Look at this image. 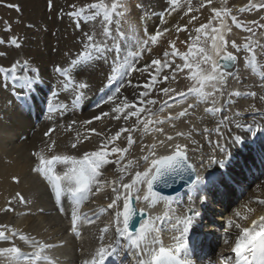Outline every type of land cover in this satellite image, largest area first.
Returning <instances> with one entry per match:
<instances>
[{"label": "bare ground", "instance_id": "6f19581e", "mask_svg": "<svg viewBox=\"0 0 264 264\" xmlns=\"http://www.w3.org/2000/svg\"><path fill=\"white\" fill-rule=\"evenodd\" d=\"M65 1L67 4L71 0ZM160 1L134 0L135 7L137 5L139 7L137 6L138 8L132 11L130 19L138 26L140 34L138 36L147 38L149 35L154 34L155 30L170 29L160 37L159 45L167 41H175L178 45L188 46L185 43V41H188V34L184 31L177 32L174 27L177 24L183 26L188 17L182 16L183 9H181L179 12L168 16V23L165 24L163 22L165 17L160 16L159 13L167 11L168 8L166 10L159 8ZM17 3L25 8V11L23 10L24 16L29 21L34 22L42 19L45 24L52 27L55 35L56 32L61 33L60 36L58 33L54 36L56 41L59 36L58 53L48 58V60L45 58L42 71L38 67L41 65L37 63L29 64L31 68L39 70V76L30 72V75L36 76L33 87L30 90L20 89V93L27 98L28 103L26 106L14 101L13 88L4 81L3 74H0V224L15 228L24 235L34 237L42 243L53 245L44 252V255L48 258V264H83L84 259L88 258L99 246L98 238L102 234L101 229L105 225L109 227V232L104 234L105 243L116 238L115 230L111 227L106 213L111 210L107 209V205L115 198L111 182L118 181L121 176L117 169L127 164L129 160L142 163L143 156L148 155L146 146L153 143L156 144L157 156L171 154L175 149V145L181 144L187 146L186 153L189 161L196 165L201 179L210 176V181L213 180L207 192L209 199L207 200L208 206L206 208L208 211L206 214L215 210L212 215L214 219L204 214V219L201 220L204 231H201L202 227L200 226L198 232L199 243L195 244L197 249H195L193 262L194 264H222L221 257L231 255L234 258L232 248L240 231L234 225L240 224L241 227H251L252 220L264 216V203H260V201H264V131H257L255 135L247 131V125H261L264 127V100L261 99V96H264V88L261 87V85H264V79L261 75L264 74V50L259 47L256 48L255 68L247 64L245 59L237 60L235 66L230 68L231 75L227 78V83L223 87V95L216 94L219 98L216 106L221 108L218 113L208 114L205 111L207 107L211 106L210 101L205 104L198 103L195 98H190L188 101L180 97L174 99L171 96L161 98V95L163 96L161 92L152 93L149 97H145V100L154 99L158 101L155 106L149 105L148 107L152 108L154 113H157V116L152 118L163 119L164 123L149 125L148 132L144 131L142 124L139 125L136 131L131 132L134 144L125 154L121 164H108L101 170L103 173L101 179L108 181V183L99 192L94 190L93 195L83 203L80 209L82 214H87L88 218L94 222L88 223L86 220H81L79 224L80 235H76L71 230L69 207L71 198L62 197L61 201L55 200L50 186L40 174L33 170L38 163L33 153L43 150L48 157L63 154L82 156L85 152L97 150L99 147V141L102 137H98L96 133L113 135L121 127L132 126L136 118L132 117L125 121L121 116L120 120H115L112 118L115 114L111 113V108L114 105L104 102L107 96L112 94L114 88L119 86L118 78L113 88L111 90L107 89L109 85L108 77L112 74L113 54H109L108 62L98 60L86 67L82 65L81 67H84L82 75H80L78 69H74L73 83L85 82L89 85L84 90L85 95L78 103H72L75 94L71 86L67 91H62L61 86H58L59 81H68L67 77H57L55 68L58 66L68 67L70 63L66 47L71 50V44L70 39H66L69 32L67 33L65 30L69 24L66 22V10L69 6H61L60 0L55 2L53 8L39 6V3L32 4L33 0H17ZM211 7H217L215 0H213ZM241 7H244L242 2H238L232 11L238 12L237 9ZM189 15L199 17L192 24L193 27H198L200 23L208 22L211 12L209 7H204L203 11ZM213 22L214 25L218 24L217 21ZM78 37L81 38L82 34L76 35V38ZM45 38L48 45L54 40L49 35ZM253 39L264 45V36L261 34H256ZM188 42L190 43V41ZM133 45H129L125 50V54L137 50V47ZM36 47L37 45L33 47L34 50ZM35 51L37 52V50ZM240 53H243L242 50ZM78 54L73 55V59ZM144 54L137 62V67L150 64L151 60L158 58V56H145ZM247 54L250 57L251 54ZM160 59L163 60V57ZM181 63H183L182 60L177 62V64ZM10 66L11 64L7 67ZM151 72L152 69H149V73ZM149 73H145L143 77L138 73H132L130 77L132 84L125 83L119 94L120 99L127 96L131 101H138L139 97L136 93L142 91L144 83H149ZM21 74L22 71H18V75ZM166 75L171 77L172 70L168 69ZM181 79H187L191 82V85L193 83L188 78L187 70H185L183 73H177L175 80L169 79L167 84L160 88L171 87L175 88L177 92L187 91L188 88L184 89L183 87L185 85L182 84L183 80L176 86ZM135 85H139L136 88V93L133 91ZM236 91H240L244 95L240 97L229 95V93ZM250 92H255L256 95L249 96L248 93ZM53 93H59V95L54 96ZM165 101L171 107L165 108L163 112H158L160 105ZM119 102L120 100H117L115 103ZM189 103L197 104V107L188 109V114L184 117L167 119L169 115L178 116V113L187 108ZM62 105L68 107L63 108ZM60 107L61 109H59ZM45 108H54V110L44 112ZM104 112H109L110 115L102 117L100 120L94 119V117L102 115ZM237 113L239 114L237 115ZM145 115L146 113H142L141 118H144ZM86 120H92L93 122L84 124L83 122ZM73 121L76 123L73 124ZM237 123L244 127L237 128ZM157 127L162 128L163 131H155L154 129ZM206 128L208 131H205ZM216 128H219V133L215 131ZM91 129H95L96 132H92ZM180 132L184 135L177 139L174 134ZM128 134L122 133L120 139L116 141V146L128 147L125 140V136ZM237 135L242 137L243 148L239 147V143L234 142V137ZM168 136L173 137V139L171 141L165 140ZM256 136L259 137L258 140H256ZM160 140L164 141L163 146L159 143ZM73 143L77 144L76 148H72ZM217 143L228 149L229 157H225L219 151L216 146ZM213 155L217 159H223L224 165L210 163L209 157ZM112 158L110 157V159ZM63 169V165L57 166L58 172ZM136 170L142 171L143 167L137 169L133 166L130 169L131 175H126L124 182H129ZM13 177H17L19 182H16ZM16 193L23 195L25 201L21 202L16 199ZM143 194L144 191L140 193V195ZM189 196H192V194L184 193L180 198L174 200L171 204L173 212H182L183 209L180 205L182 203L187 204ZM214 200L220 201L222 212L226 214L228 220L233 221L231 228L224 232H219L218 229L220 218L217 217V210L220 208L217 209L214 202L212 203ZM61 202L65 207L63 213L59 211ZM119 203L122 208L123 201ZM138 206L140 207V205ZM237 213L240 215L237 216ZM97 214H100V218L95 220ZM244 217H247V219H244ZM172 223H174V220L170 224L167 222L162 225L160 233L164 234L163 237H172L168 234L172 232L170 230ZM13 243L15 246L20 247L24 253L33 251L30 243L20 240L19 236L15 237L13 241H0V249L11 247ZM115 256L118 258L119 264H132L133 261H136L134 260L135 253H130L125 248H121L119 254ZM128 256L130 257L127 258ZM0 264H10L8 255H0Z\"/></svg>", "mask_w": 264, "mask_h": 264}, {"label": "snow or ice", "instance_id": "6c2138e0", "mask_svg": "<svg viewBox=\"0 0 264 264\" xmlns=\"http://www.w3.org/2000/svg\"><path fill=\"white\" fill-rule=\"evenodd\" d=\"M170 5L167 11L159 13L160 16L165 17L164 23L167 24V17L172 13L179 12L183 9L182 16L188 17V20L183 26L177 24L175 29L177 32L184 31L188 34V50L186 52H180L176 46L175 41L169 43L170 51L165 50L163 52V60L160 58L151 60L150 64H145L142 67H137L141 55L147 51L152 52L149 47L150 44H157L160 37L165 31L170 29H158L154 31V34L149 35L147 38H140L138 35H133V43L137 47L136 51H129L125 54L121 49L120 40L124 37V33L120 31L119 20L116 21L115 34L111 29L113 23V17H123L127 15L125 11H121L125 7L124 0H111V3H107L106 0H96V2L86 4L84 6L77 7L72 4L71 11L68 12V16L76 21L77 27H83L85 23L93 22L97 20V17L102 15V37L103 39H97L94 30L84 31L82 33V51L76 58L71 59L68 67H56L55 71L62 77H67L68 81L61 80L58 82V86H61L62 91H67L71 86L75 99L72 103H78L85 95L84 90L89 87L85 82L73 83L74 69H78L80 75L83 74L84 67L91 65L93 62L103 60L108 62L109 54H113L111 75L108 77L109 85H113L119 78V86L114 88L111 95L107 96L104 101L106 104H113L111 113L115 115L112 117L115 120H120L123 116L125 121L135 117V121L130 127H121L113 135H106L104 133H96L98 137H102L99 141V147L97 150L87 151L82 156L63 154L52 155L48 157L44 154V151L33 153L37 158L38 163L34 167V171L37 174L42 175L44 180L50 186L51 192L54 195L56 201H61L62 197H70V222L71 230L80 235L79 224L81 220H86L88 223H93L87 214H82L80 209L85 201L93 195L94 190L99 192L108 181L101 179L103 176L102 169L105 165L115 164L120 165L124 160L125 154L128 153L129 148L134 144L131 132L137 130L139 125L144 126V131H149V125H160L164 123L163 119L152 117L157 116V113L152 111L149 105L155 106L158 101L154 99H147L155 85L158 83V77L164 69H171L172 75H164L162 79L167 82L169 79L175 80L177 73H183L187 70L188 78L193 82L191 87L187 91L177 92L175 88L163 87L158 89L164 96L180 97L185 101L190 98H195L198 103H211V106L207 107L205 111L208 114H215L221 111L220 107H217L218 97L217 93L223 95V87L227 83V78L231 75L230 68L235 66L238 55L237 53L243 50L245 53L251 54L245 56V62L255 68V62L257 60L256 48L259 47L264 50V45L259 44L258 41L253 39L255 36L254 26H258L264 29V24L257 20H252L242 23L237 19V16L233 14L231 8L223 7H211L213 0H200L199 7H193L192 0H167ZM13 7V5H8ZM18 8V6H16ZM49 7H52V0H49ZM204 7H209L211 15L208 18L207 23H200L198 27H193V21H197L199 17L197 15H189L191 13H198ZM264 10V0L260 3L250 0V2L237 9L238 12H250V11ZM230 18L232 23L237 28H242L245 32L251 35L245 38L243 45L237 44L236 40L231 41V48L235 51H228L229 41L225 37V33H230L232 28L227 23V19ZM264 20V17H261ZM213 21H217L218 24L214 25ZM8 30L11 28L9 26ZM203 37V39H202ZM111 40V44L108 41ZM210 41V47L208 43ZM4 43L0 40V44ZM11 44L16 47H20L16 37H13L10 41ZM203 45V46H202ZM2 55V54H0ZM179 57L183 63L177 64L175 58ZM84 67H81V66ZM149 69L152 72L149 73ZM18 71H22L21 75H18ZM35 73L39 76V70L31 68L28 60H16L10 67L0 66V74H3L5 82L11 77L14 88L28 89L30 90L36 80V76L29 73ZM132 73H138L141 77L145 73H149L150 83L143 84V89L139 93H136V88L139 85L133 86V91L138 95V101H131L127 96L120 99L121 89L125 86L132 84L130 79ZM262 79H264V74ZM5 86H7L5 84ZM264 88V85H261ZM54 96H58L59 93H53ZM240 97L244 93L236 91L229 93ZM249 96H255V92L248 93ZM17 98L21 96L17 93ZM264 100V96H261ZM120 100L119 103H115ZM99 107V105H97ZM63 108H67V105H62ZM171 107L166 101L160 105L158 112H163L165 108ZM197 104L189 103L187 108L178 113V116L169 115L167 119H178L188 114V109H195ZM51 111V109H50ZM146 113L144 118H141V114ZM239 113H237L238 115ZM109 112H104L102 115L94 117L95 120H100L102 117L109 116ZM92 120H86L84 124H91ZM73 124L76 122L73 121ZM237 128L244 127L237 123ZM157 132H162V128H155ZM92 132H96L95 129H91ZM205 131H208L206 128ZM215 131L219 133V128ZM247 131L255 135L257 131H264V127L261 125H247ZM122 133H129L125 136L128 147L116 146V141L120 139ZM178 136H183L184 133H177ZM79 138V134H78ZM167 139L171 141L173 137L168 136ZM234 142L241 143L242 137L237 135L234 137ZM159 143L163 144L164 141ZM54 146V145H53ZM111 146V147H110ZM219 151L225 156L229 157L230 153L226 147H222L217 143L216 145ZM77 144L73 143L72 148H76ZM148 148V155H144L142 163L140 161L129 160L127 164L122 165L117 169L121 173L118 181H112V192L115 193V198L107 205V209L115 210V236L116 238L105 243V233L109 232V227L105 225L101 229V235L99 236V246L94 250L92 254L84 259L83 264H106L107 258L118 255L119 250L124 246L122 241L126 239L131 243L128 244L130 251H133L137 257V264H194L191 259V250L189 248L188 234L192 230L193 224L199 216L195 204L196 200L189 196L187 204H181L182 212L175 213L171 208L173 202L172 197H166L161 192L156 190V185H160L163 188H170L173 183L177 181L185 182L188 187L195 193H199L201 196L205 195L202 179L197 172L195 164L189 161L186 153V145L176 144L174 151L168 155L156 154V144L153 143ZM110 157H113L110 159ZM210 163L224 165L223 159H217L215 155L209 157ZM63 165L64 169L60 172L57 171V166ZM139 169L143 167V170H136L134 176H132L129 182H124L126 175H131L130 169L132 167ZM16 182H19L17 177H13ZM144 191L141 197L140 193ZM133 193H135V200L140 203L141 200L147 202L149 207H155L158 203L163 202L165 210L163 215H156L155 217L148 215L145 208L134 209L132 207ZM15 198L21 202L25 201V198L20 193H16ZM120 201H123L122 210L120 207ZM264 203V201H260ZM61 213L65 212L63 202L59 208ZM251 211V210H250ZM139 212L141 220L139 227L132 228L133 217ZM170 213H172L170 215ZM240 214L237 213V216ZM147 217V218H145ZM247 219V217H244ZM164 220L173 221L171 231L175 232L173 236L174 243L170 246H165L164 241L160 237V229L157 227V221L163 222ZM228 224L233 225V221L229 220ZM240 231L235 239V245L232 248L234 258L229 255L227 257H221L222 264H257V257L259 258L258 264H264V216L258 217L251 222V227H241L240 224L234 225ZM19 236L20 240L29 242L33 251L31 253L22 252L20 247L13 246L0 249V255H8L10 264H48V258L44 255L46 249L53 247L51 244L42 243L36 240L34 237L24 235L22 232L15 228H10L8 225L0 224V241H13L15 237ZM158 245V247H157ZM249 255L252 257L249 259Z\"/></svg>", "mask_w": 264, "mask_h": 264}, {"label": "rangeland", "instance_id": "374dc122", "mask_svg": "<svg viewBox=\"0 0 264 264\" xmlns=\"http://www.w3.org/2000/svg\"><path fill=\"white\" fill-rule=\"evenodd\" d=\"M56 0L55 2H57ZM72 1V2H71ZM69 3L66 4L65 0H60L61 6H69L67 7V28L65 29L66 32L71 33L67 35L66 39H70V44H71V50L66 47L67 49V54H69V59H73V55L75 56L76 53H80L82 51V41H83V36L81 38H76V35H81L84 31H91L94 30L97 36V39H103L102 37V31H103V25H102V15L100 17H97L96 21L93 22H88L83 25V27H77L76 21L73 18L68 17V12H70L71 5L76 4L77 7L84 6L89 3L96 2V0H71ZM159 2V0H157ZM54 0H52V7L55 5ZM107 3H111V0H106ZM238 2H242V6L247 5L250 0H215V4L219 8L227 7L231 8L233 10L234 6L237 5ZM244 2V3H243ZM256 3H260L261 0H254ZM39 3L40 5L45 6L46 8L49 7V0H33L32 4H37ZM59 3V2H58ZM125 7L121 9V11H125L127 15L121 17L114 16L113 17V23L110 26L111 29L113 30L115 34L116 30V21L119 20V28L120 31L124 33V37L121 38L120 40V45L122 51L125 52V50L129 47V45H133V35H140L138 26L134 24L130 17L132 15V11L135 10V8H138L137 6L135 7V2L134 0H124ZM181 3H184V0H181ZM17 0H0V40H3L4 43L0 44V66L7 67L8 65L14 63L16 60H28L29 64L34 63L38 64L41 66L40 71H42L44 68V65H42L48 58L54 56L55 54L58 53L59 50V36L60 33L56 32V35L58 33V38L56 41V36L54 34V30L50 25H47L44 23L42 19L38 21L31 22L27 19L26 16H24V11L25 8L22 6L18 5ZM45 4V5H44ZM192 4L194 7H199L200 0H192ZM8 5H13V7H9ZM134 5V7H133ZM18 6V8L16 7ZM170 5H168L167 0H161L159 4V8L166 10ZM50 8V7H49ZM24 10V11H23ZM201 9V11H203ZM23 11V12H22ZM47 11V10H45ZM233 12V11H232ZM234 15L237 16V19L240 20L242 23L247 22L248 20H257L260 23L264 24V20L261 19V17H264V10H253L250 12H233ZM63 16V15H62ZM64 17V16H63ZM62 17V18H63ZM253 17V18H252ZM249 18V19H248ZM49 19V18H48ZM51 22V20H49ZM91 23V25H90ZM213 24H215L213 22ZM228 24L232 28V31L230 33H225L226 39L229 41V47L228 51H232L234 49L231 48V41L233 39L236 40L237 44H243L245 42V38L250 36V33L245 32L242 28H237L231 21L230 18H228ZM11 28L9 31L8 28ZM74 26V27H73ZM90 26V27H89ZM71 27L72 29L70 30ZM255 28V33L256 34H261L264 36V29L259 28L258 26H254ZM74 29V30H73ZM134 32V33H133ZM75 33V34H74ZM74 34V35H73ZM255 34V36H256ZM36 35V37H35ZM49 35L51 36L54 40L51 41V43L48 45L46 42V36ZM74 36V37H73ZM13 37H16L18 40V43L20 47H16L15 45L11 44L10 41ZM72 37V38H71ZM140 37V36H139ZM203 39V37H202ZM75 41V42H74ZM108 43H111V40L108 41ZM169 43L170 41L162 43V45H159L160 42L158 41L157 44H150L149 47L152 49V52L149 53L145 51L143 54L145 56L153 55V56H158V58L163 57V52L165 50L170 51L171 49L169 48ZM37 50V52L34 50ZM134 46V45H133ZM177 48L179 49L180 52L188 50V46H181L176 43ZM203 46V45H202ZM208 46L210 47V41L208 43ZM160 47V48H159ZM157 48V49H156ZM69 49V50H68ZM156 50V52H155ZM160 50V51H159ZM160 56H159V52ZM235 51V50H234ZM243 53H245L242 50ZM156 53V54H155ZM240 53L238 52V60H244L245 56L248 54L245 53ZM143 56V57H145ZM177 59V60H176ZM175 62H179L180 58L176 57ZM179 60V61H178ZM165 73V74H164ZM168 73V69H164L163 72L160 74V76L157 78L158 83L155 85L154 89L151 91L150 94L152 93H158V89H161L160 87L164 86L167 84L162 77L163 75H166ZM183 79L179 80L177 82L176 86L182 81ZM184 82L182 83L184 86V89H187L191 87V82L186 80H183ZM151 81H149L150 83ZM186 82V83H185ZM160 95V94H159ZM167 97V96H162L161 98ZM176 135V138H181V136H178L177 133L174 134ZM165 140L168 141L166 138ZM162 141V140H160ZM159 141V142H160ZM163 146V144H161Z\"/></svg>", "mask_w": 264, "mask_h": 264}, {"label": "water", "instance_id": "95a60500", "mask_svg": "<svg viewBox=\"0 0 264 264\" xmlns=\"http://www.w3.org/2000/svg\"><path fill=\"white\" fill-rule=\"evenodd\" d=\"M186 187H188V185L185 182L177 181V182L173 183V185L170 188H163L160 185H156V190L161 192V193H163V194H165V195H175V194L181 192ZM131 203H132V207L134 209H136L135 206H134V200L133 199H132ZM140 220H141V216L137 212V215L133 217V221H132L133 230L136 229V227L138 226Z\"/></svg>", "mask_w": 264, "mask_h": 264}]
</instances>
